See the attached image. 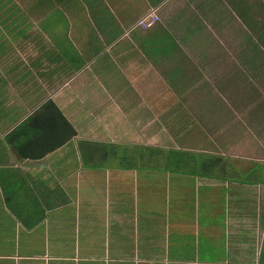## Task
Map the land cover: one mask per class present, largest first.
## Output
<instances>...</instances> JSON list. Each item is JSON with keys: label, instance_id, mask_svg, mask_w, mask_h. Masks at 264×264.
Wrapping results in <instances>:
<instances>
[{"label": "crops", "instance_id": "0c3cea01", "mask_svg": "<svg viewBox=\"0 0 264 264\" xmlns=\"http://www.w3.org/2000/svg\"><path fill=\"white\" fill-rule=\"evenodd\" d=\"M235 1L0 0V49L27 40L19 28L35 30L30 11L55 10L71 11V19L82 12L69 30L90 21L82 46L69 38L77 47L103 48L86 62L92 69L73 89L81 68L71 81L44 91L38 75L13 76L0 66V264H264V168L252 166L264 163V0ZM152 8L160 21L134 26ZM20 11L29 12L22 13L25 25ZM104 53L99 62L106 71L94 66ZM237 55L236 81L225 83L222 65ZM174 73L185 78L182 87L172 82ZM161 82L172 95L167 109L148 105ZM41 91V100L52 98L77 135L41 158L21 157L3 137L42 102L34 99ZM85 95L94 106L84 132L76 115L86 112ZM119 95L129 108L112 99ZM192 101L220 117L207 133L219 151L193 150L220 154L226 163L229 158L233 168H223L221 178L121 166L114 153L93 152L84 163L82 139L158 145L164 134L157 129L170 136L167 126L175 128L174 137L193 116ZM149 108L156 122L148 123ZM112 111L121 114L99 121ZM240 159L261 182L228 178L230 171L245 176Z\"/></svg>", "mask_w": 264, "mask_h": 264}, {"label": "trees", "instance_id": "16d2710c", "mask_svg": "<svg viewBox=\"0 0 264 264\" xmlns=\"http://www.w3.org/2000/svg\"><path fill=\"white\" fill-rule=\"evenodd\" d=\"M232 1L236 3L235 0ZM244 4L245 6H251L252 1H244ZM55 11H57L55 15L61 12V10ZM25 12L29 13L28 11ZM25 12L20 11L21 15L18 17L21 22L20 25H25L27 23L26 17L22 14ZM237 12L251 14L255 11ZM41 13L51 15V18L49 17L46 19L45 23H43L47 26L51 25V27H36L35 30L30 31L28 34L24 32L23 28H19L17 32L21 36L23 35L27 38V40L16 41V48H1L0 50L4 53L0 54V56H3V62L0 63V66L5 73L12 74L13 76L18 73L23 77L35 78V75H38L40 79L35 80V82L39 81L40 83L38 88L44 89V91H51L62 82H65L73 73L79 70L87 60L90 61L97 53L102 51L103 48H88L85 52V49H83L84 55H82L80 53L82 52V48L77 47L76 43L66 38L70 25L73 21H77L78 23L81 19L82 12L75 11V19H71L69 16L72 14L71 11H63L61 17L59 18L57 16L56 20H53L54 18H52L53 16L49 11H30L29 14L37 17ZM143 17L144 15L137 21ZM157 17L159 18L158 14ZM159 21L160 19L154 23ZM61 35H63V37H61ZM104 54L106 55L104 56ZM104 54L101 55L102 58L97 60V63H95L94 60V66H97V64L99 65V61H104V58H107V53ZM62 58L63 61H61ZM107 68V64H100L97 69L106 71L105 69ZM184 80V77L181 75L177 76V74L174 73L172 82H174L176 86L182 87V82H184ZM46 88L47 90H45ZM43 97L41 93L37 92L34 99H36V103H39V101H42L41 99ZM3 113L10 116L9 111ZM173 114L175 113L170 115ZM12 119L13 121L17 120L16 117ZM149 123H152V121ZM173 130H175V128L172 127V131ZM157 131L160 132V134H164V136H160L161 143L158 145L135 142L131 144H108L91 139H82L78 142V148L80 152L85 153L82 156L84 163L91 162L90 156L92 157L91 154H93V152H104L107 154L114 153L117 164L121 166L160 169L169 171L170 173H187L193 175L206 174L205 176L221 178L220 172L223 171V168L227 170L233 168L231 163H226V159L220 154L177 148L172 145L168 146L173 143L171 140H168V130H159L158 128ZM76 135L77 129L74 123L67 118L64 112L62 113L56 102L49 97L42 101L29 115L12 127L4 135L3 140L7 146L21 157L41 158L49 152L64 146ZM245 176H248V178L245 179L247 183L262 181L261 176L258 175L246 173ZM237 177L235 173L230 171V176H228L229 179H238Z\"/></svg>", "mask_w": 264, "mask_h": 264}, {"label": "rangeland", "instance_id": "374dc122", "mask_svg": "<svg viewBox=\"0 0 264 264\" xmlns=\"http://www.w3.org/2000/svg\"><path fill=\"white\" fill-rule=\"evenodd\" d=\"M23 12H25V11H23ZM55 12H57V11H49V13H51L52 16H53L52 18H54L53 20H56L57 16L60 18L61 14L63 13V11H61L58 15H55ZM49 17L51 18V15H47V14H42L41 13L37 17L30 16L28 18H30L29 20L31 21V25H34V26L40 27V28H42L43 26H44V28H48V27H51V25L47 26V25H44L43 23H45L46 19H48ZM89 17H92L91 13L89 14ZM86 18L88 19L87 16H86ZM158 19H160V18H158ZM83 23L84 24L81 25V28H80L79 31L76 28L73 29V30H68L67 31V35H66V38L67 39L70 38L71 40H76V39L79 38L78 39V41H79L78 45L79 46H82L83 42H84L83 39L81 38V36H82V34L84 32V28L86 27L85 24L86 23H90V21L89 22L88 21L87 22H83ZM90 26H91V29L92 28L94 29V27H92L93 24H90ZM188 26H192L191 28L188 27V30H192V28H193L192 23H190ZM148 28H150V26ZM86 29H87V27H86ZM3 32L5 33L6 29H4ZM61 37H63V35H61ZM83 37L86 38V36H83ZM81 50H82V52H80V53L84 55V52L87 49H85L84 52H83V49H81ZM240 53H243V52L240 51L239 54ZM238 55L236 57H234V58L228 57L224 61L223 65H222V68L224 70L220 71V72L224 75L225 83L230 82L231 79L233 81L232 83H234V81H236L235 80L236 66L240 63L239 61L241 60V57H239ZM84 57H86V56H84ZM114 58L117 60L118 56H115ZM61 61H63V58H62ZM86 62H89V60L86 61ZM86 62H85V64L82 65V67H83V68L81 67V69H82L81 71L82 72H79V76L75 77L73 79L75 82L73 84L70 83L71 85L69 87H71V89H73L77 85L76 83H77L78 79L82 80V77H83L82 75H84V76L88 75L86 73H88V71H90L91 67L89 68L88 67L89 65L88 64L86 65ZM117 64H119L118 61H117ZM77 74H78V72H77ZM126 74L128 75L127 72H126ZM73 75H75V73H73L65 81V84H66V82L71 81ZM226 75H228L230 77L226 78ZM221 77H223V76H221ZM56 88L57 87H55L54 89H56ZM157 88L158 89H156V90H158V92H160V93L157 96H153V95H152L153 97L150 96L151 97L149 99L150 103L148 105L151 107L152 105H156L157 104L156 106H160L163 109H167L169 107V106L167 107V104H169L171 102V100H172V95L170 94L171 91H169L170 89L168 87H166L163 82H161V85H157ZM45 90H47V88ZM84 92H85V94H89L90 90L85 87L84 88ZM39 93H42V91L39 92ZM86 98H87V100L83 104V105L86 104L85 105L86 112L82 113L81 111H79L78 114L76 115V118L78 117V120H76L77 127L80 130H83L84 132L87 129V127L90 125L89 110L94 106V104H92L93 103L92 100L88 97V95L86 96ZM135 98H136V96L134 95L133 99L135 100ZM112 99H114L116 104L123 105L122 108H126V107L129 108L128 107V105H129L128 102H130V101H128L126 97H123L122 95H119L118 97L113 96ZM65 101H66V103L64 105H67V103L71 102L70 100L67 101L66 99H65ZM192 102L191 103H192L193 111H194L193 112V116L191 115L192 117L189 120H187V122H185L183 126L177 127V130H176V133H175L174 137H173V133H172V127L167 126L168 129H169V132H170V136H168L169 137L168 140H171V142H173V143H171L168 146L172 145V146L177 147V148L186 147L187 149L188 148H191V149H204V148H206L208 150H212V151H216V152L219 151V145H218L219 143L210 142L209 141V136L207 135V133L209 134V132H212L211 129H210V126L220 120L219 115L215 114L213 111H208L209 109H211V107H209V109L207 108L206 110L204 108L200 107L199 105L202 104V101H200V102L192 101ZM76 103L78 105L80 104L79 101H76ZM72 105H73V103L71 102L69 104V106H72ZM119 114H121V113H117V112L112 111V116L107 117L108 113L104 112L103 116L99 117L100 118L99 121H103V122L104 121H113V120L116 119V117H113V116L119 115ZM126 114L128 116L130 115L128 112H126ZM164 114H166V113H164ZM152 116H154V113H151L150 112V108H149L147 116H146L148 123L151 122V121L152 122H156L155 121V117H152ZM159 116H161V115H159ZM166 124H167V122L165 123V125ZM100 126H101V128L104 127V125H102V124ZM181 130H182V132H181ZM212 134H213V132H212ZM86 135H90L89 137H91V133H87ZM92 135L96 136V133H94ZM170 137H173V138H170ZM214 137H215V140L218 141V132L216 133V135ZM227 162H228V164H230V159L229 158H228ZM247 162L248 161H243V159L239 160L238 168H240L241 172H243L244 174L246 173L245 172L246 170L244 168L246 167L245 163H247ZM253 164L254 165H252V166L255 169H263L264 168V165H263L264 163L262 164L260 162H254ZM237 178H238V180L242 179L243 181H245V179L248 178V176H238Z\"/></svg>", "mask_w": 264, "mask_h": 264}, {"label": "built area", "instance_id": "2783aa9c", "mask_svg": "<svg viewBox=\"0 0 264 264\" xmlns=\"http://www.w3.org/2000/svg\"><path fill=\"white\" fill-rule=\"evenodd\" d=\"M156 10H157L156 8L150 9L149 13H147V15H145L142 19L137 21L134 26H140L142 28L149 27L150 24L158 20Z\"/></svg>", "mask_w": 264, "mask_h": 264}, {"label": "water", "instance_id": "95a60500", "mask_svg": "<svg viewBox=\"0 0 264 264\" xmlns=\"http://www.w3.org/2000/svg\"><path fill=\"white\" fill-rule=\"evenodd\" d=\"M31 111H32V110H31ZM31 111H30V112H28V113H27V115H28V114H30V113H31Z\"/></svg>", "mask_w": 264, "mask_h": 264}]
</instances>
